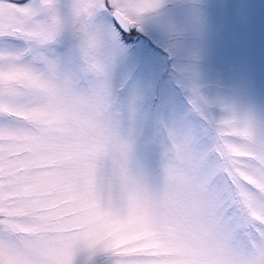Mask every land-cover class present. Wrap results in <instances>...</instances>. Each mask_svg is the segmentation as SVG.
Instances as JSON below:
<instances>
[{
	"label": "rangeland",
	"instance_id": "1",
	"mask_svg": "<svg viewBox=\"0 0 264 264\" xmlns=\"http://www.w3.org/2000/svg\"><path fill=\"white\" fill-rule=\"evenodd\" d=\"M75 2H15L57 20L24 40L0 37V112L21 119L0 129V202H18L23 218L13 239L25 249L61 234L83 239L67 226L100 213L117 249L135 244L172 264H261L252 218L264 217V0H157L129 38L97 10L105 68L96 26L71 25ZM18 51L28 54L12 65L8 52ZM16 96L26 102L10 104ZM222 120L244 134L201 148L194 137L211 144ZM0 237V264L27 258ZM117 259L81 243L72 264Z\"/></svg>",
	"mask_w": 264,
	"mask_h": 264
},
{
	"label": "snow or ice",
	"instance_id": "2",
	"mask_svg": "<svg viewBox=\"0 0 264 264\" xmlns=\"http://www.w3.org/2000/svg\"><path fill=\"white\" fill-rule=\"evenodd\" d=\"M156 4L157 0H76L71 25L74 22L86 21L96 26L102 45L98 52V57L103 63V68H105L109 58L108 52L103 47L106 31L102 25L96 23L97 10L101 13L110 11L113 17V24L116 27H121V22L123 24L135 23L142 13L156 7ZM40 7L41 9L50 10L52 8V0H41ZM54 18L57 20L54 15L49 16L47 19H40L37 10L31 5H20L15 3L14 0H0V37L24 40L26 37H30L34 31L43 32L49 29ZM28 42L32 43L33 40L29 39ZM24 55H20V51L15 53L8 52L6 59L12 65H18L24 62ZM25 102V97L16 96L9 98L10 104H24ZM104 102L108 108L106 95ZM107 116L110 119L113 118L109 111ZM0 117L10 118L7 121L0 120V129L6 128L9 131H15L21 127V119L14 117L12 112H0ZM214 127L215 136L211 144H202L194 137L201 148H208L212 145L219 147L221 142H233L235 136L244 134L236 128L231 120H222ZM258 157L264 160V151H261ZM109 171V162L106 159L100 161L96 173L97 178L102 179L109 174ZM224 179L227 182V177ZM217 199H220V195H218ZM221 207H223V204H221ZM17 209L18 202H9L7 204L0 202V230L9 238V253L18 259L21 256L27 257L26 259H19V264H72L73 253L81 243L86 244L89 248L102 246L110 250L118 257L116 264H172L175 259L170 255L158 254L152 249L137 247L135 244L120 245L119 249H117L111 243H106L102 234L108 230L110 224L100 213L76 218L71 225L67 226L68 230L73 233L77 229H83V239L77 238L75 235L61 234L54 239L45 241L35 249H25L21 240L13 239L17 236V225L23 219L17 214ZM228 212H231V209H228ZM252 220L258 222L261 226L259 235L264 239V217H253ZM262 252H264V248H262ZM256 254L257 250L252 253H245V256L246 258H253ZM261 264H264V255L261 257Z\"/></svg>",
	"mask_w": 264,
	"mask_h": 264
},
{
	"label": "water",
	"instance_id": "3",
	"mask_svg": "<svg viewBox=\"0 0 264 264\" xmlns=\"http://www.w3.org/2000/svg\"><path fill=\"white\" fill-rule=\"evenodd\" d=\"M121 28L122 29H124V30H128L129 29V25H130V27H132L133 26V23H131V24H123V22H121Z\"/></svg>",
	"mask_w": 264,
	"mask_h": 264
},
{
	"label": "flooded vegetation",
	"instance_id": "4",
	"mask_svg": "<svg viewBox=\"0 0 264 264\" xmlns=\"http://www.w3.org/2000/svg\"><path fill=\"white\" fill-rule=\"evenodd\" d=\"M27 1H30V0H16L15 2L24 3V2H27Z\"/></svg>",
	"mask_w": 264,
	"mask_h": 264
}]
</instances>
